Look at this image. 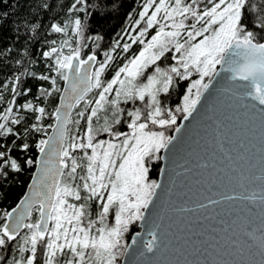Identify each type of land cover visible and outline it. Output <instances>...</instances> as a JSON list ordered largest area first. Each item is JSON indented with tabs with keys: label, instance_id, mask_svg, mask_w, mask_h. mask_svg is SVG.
<instances>
[{
	"label": "snow or ice",
	"instance_id": "obj_1",
	"mask_svg": "<svg viewBox=\"0 0 264 264\" xmlns=\"http://www.w3.org/2000/svg\"><path fill=\"white\" fill-rule=\"evenodd\" d=\"M77 5L86 7L87 0H76L72 9ZM85 7L79 11H85ZM141 21H144V26L130 37L131 44L141 45L139 51L127 58L107 80L102 76L113 59L111 54L106 53L105 59L99 62L94 52L83 59L79 40L76 47L67 40L63 41L62 46L69 48L68 54L56 47L44 52L45 57L54 55L51 71L55 76L39 77L51 80L52 84L50 89H41L42 95L50 96L53 91H59L57 77L65 82L62 97L77 104L85 100L93 89L98 94L94 100H85L90 106L86 142L79 136L66 135L64 125L69 122L68 113L58 107L52 113L59 122L56 134L37 141L36 148L41 156L35 161L31 158L25 161L28 165H40L41 172L39 176L34 174L36 183L30 186L32 193L11 211L2 213L0 248L17 241L19 252L31 254L12 259L8 264H34L39 247L43 248V264H58V257L62 264H120V258L131 248L125 242V234L138 221L145 231L143 235L137 232L133 240L140 246V256L146 257L147 264H207L206 260L189 261L186 255L183 259L179 257L189 247L199 251L197 246L202 244L219 253V248L225 245H218L214 237L204 241L192 240L191 236L176 237L182 243L173 249L177 253L174 259L161 260L157 256L153 260L150 255L163 253L172 243L171 240L166 241L168 233L162 227L163 216L152 213L161 192L167 191L171 195L172 189L150 179V170L154 165L158 166L157 162L165 161L160 171H169V154L180 150L178 145L188 128L185 122H190V118L199 129L194 144L199 145V140L205 139L223 149L225 142H238L242 149L235 161L243 163L232 165L241 192L227 195L213 192L209 187L207 194L201 193L205 202L197 207L209 209L223 201L255 200L257 192L252 185L256 181H260L259 199L264 205V0H144L139 19L133 27ZM73 23V32L82 35L81 20L77 18ZM51 28L58 33L65 31L57 24H52ZM150 29H154V34L145 39ZM131 44L124 43L123 51L128 52ZM169 52L175 63L167 68L160 67L157 61ZM96 63L98 67L94 66ZM194 74L196 78L191 79L181 102L175 108L166 107L162 94H170L176 78L188 80ZM19 79L17 76L12 80L13 97L0 112V121H3L0 122V137L10 134L19 137V133L9 126L17 125L23 119L14 110L15 98L19 95ZM219 81H223L224 86L217 89L214 82ZM7 86L3 85L4 88ZM136 101L142 102L143 107L127 111L129 131L114 130L115 125L122 123L124 109L121 103ZM0 102H3L2 93ZM19 107L36 114V123L30 126L31 131H45L39 123L46 114L45 108L36 107L31 102ZM101 111L106 113L104 124L94 129L93 118L98 117ZM109 111L111 123L107 115ZM79 116L84 117L85 112H80ZM178 116L182 119L178 120ZM28 131L25 129V134ZM101 132L107 133L110 139H97V133ZM65 140L69 142L65 144ZM253 140L259 143V176L252 172L254 165L248 162V146ZM20 149L27 151L29 144L22 143ZM76 149L84 150L81 160L86 161L83 165L85 174L79 177L82 183L64 184L62 187L59 178L67 167L66 160H71L68 175L73 180L77 169L82 166L72 155ZM10 152L11 149L7 153L0 151V176H7L6 167L13 171L21 170V164ZM228 158L231 162L230 155ZM179 159L182 163H176L175 167L188 173L192 171L189 165L200 157L193 148ZM194 166L207 168L209 165L199 163ZM81 189L86 195H81ZM246 192L249 194L244 195ZM214 196L220 199H214ZM68 197L84 202L69 203ZM89 201L98 205L95 218ZM33 208L39 212V218L35 223H25ZM174 211L188 209L177 208ZM248 227L249 223L242 222L241 231L258 245L259 254L264 257V227L259 236L255 229L245 231ZM22 228L28 231L21 237L19 232ZM225 243L237 250L242 247L239 239L228 238ZM213 264L231 262L217 260ZM260 264H264V259Z\"/></svg>",
	"mask_w": 264,
	"mask_h": 264
},
{
	"label": "trees",
	"instance_id": "obj_2",
	"mask_svg": "<svg viewBox=\"0 0 264 264\" xmlns=\"http://www.w3.org/2000/svg\"><path fill=\"white\" fill-rule=\"evenodd\" d=\"M259 2V0H257ZM76 0H0V93L3 94V102H0V112L8 105L12 99V80L19 76L17 85L14 110L23 117L17 125H11L16 135L0 137V151L8 152L21 164L20 171H13L5 168L7 176H0V223L3 222L2 213L12 209L23 195L27 183L32 175L35 163L28 165L25 161L29 158L36 160L38 149L36 142L45 139L50 127L54 122L52 113L56 108L58 96L62 88L63 81L58 77L56 87L59 91H53L52 95L45 96L41 94V89H50L51 80L40 79L42 76H55L51 71V65L54 61V55L45 57L44 52L50 48L59 46L66 40L71 31V26L75 19L79 18L83 26L81 39V57L85 58L88 54L95 53L98 62L105 59V54H111L113 59L103 73L104 80L110 79L118 67L126 61L127 58L137 53L141 47L139 43L131 44L128 52L123 51V44L129 43L126 35L129 34L130 26L137 19L141 7V0H87L86 7L77 5L72 9ZM85 7V11H79V8ZM57 24L65 29L63 32H55L51 25ZM119 42V45H117ZM169 53H166L160 61V66L171 63ZM190 80H179L176 78L170 94H162V102L166 107L175 108L181 102V97L185 94ZM7 84V88L3 85ZM95 89L87 93V97H95ZM82 100L76 104L67 123V136L73 134L81 135L87 128L86 113L80 117L82 112ZM31 102L36 107L45 108V115L39 122L44 126V132H34L30 126L36 123L35 115L30 110H25L20 105ZM123 108V107H122ZM124 109V108H123ZM121 116L122 123L114 126V130L126 132V122L128 120L127 112ZM106 113L99 115L98 120L92 124L94 129L103 126ZM111 123V112L107 113ZM182 116H178V120ZM80 123L77 124L76 121ZM3 122V121H0ZM25 129H29L25 134ZM24 142L29 144L27 151H22L20 145ZM69 141L65 140V144ZM72 155L77 158V162L82 166L77 169L76 178L71 179L74 185L81 184L79 177L85 174L83 167L85 160H81L82 150H73ZM67 167L61 177V183L67 178ZM2 163V161H0ZM150 170L149 178L157 180L160 161ZM91 204L93 213L97 207L94 202ZM38 218V211L33 210L29 223H34ZM138 230L137 222L130 226L126 233L125 242L127 243L131 234ZM28 230L24 229L19 236H23ZM30 252H19L17 241L9 242L5 247L0 248V264H8L12 259H18L21 256L30 255ZM43 248L39 247L34 264H43ZM121 259V258H120Z\"/></svg>",
	"mask_w": 264,
	"mask_h": 264
},
{
	"label": "water",
	"instance_id": "obj_3",
	"mask_svg": "<svg viewBox=\"0 0 264 264\" xmlns=\"http://www.w3.org/2000/svg\"><path fill=\"white\" fill-rule=\"evenodd\" d=\"M86 58L87 56L83 59ZM96 58L98 62L97 55ZM96 64L94 66H96ZM214 83H216L217 89L224 86L223 81ZM64 90L65 82L63 81L54 112L59 107L62 111L68 113L69 120L77 103L74 100L62 97L61 93ZM213 96H215V92L213 93ZM68 105H71V107L69 108ZM185 123L188 125V128L185 130L182 143L178 145V149L180 150L174 154H169V160L167 161L169 171L165 173L160 171V168L165 164V161H160L157 176V181L162 182L165 185V188L171 187V195H169L167 191H162L160 199L157 201V206L152 209L154 215L159 214L163 216V220L161 221L162 227L164 231L168 233L166 241L171 240L172 243L169 245V249L163 253L155 255L150 254L152 255V259L155 260L157 256H159V259L161 260L176 258L177 253L173 251V249H175L179 243H182V241H177L176 237L188 238L191 236L192 240L199 239L201 241L206 240L208 237H214L218 245H225L224 247L219 248V253L212 248H208L207 244H202L197 246L199 251H193V248L189 247L187 252L181 254L179 258L183 259L186 255L189 261L198 260L203 262L206 260L207 264H213V262L217 260H226L231 262V264H260L264 257H261L259 254L258 245H255L253 241L241 231L242 222L250 224V227L245 229V231L255 229L257 236L260 235V230L264 227V223H262L264 222V205H261L260 203V193L258 189L260 181H256L252 185L257 192V198L255 200L241 199L236 201H223L213 208L199 209L197 205L205 202L201 193L203 192L207 194V189L209 187L213 192L227 195L233 193L239 194L241 192L236 179L237 174L233 171L232 165L233 163H243L242 161H235L237 153L242 151V149L239 148L238 142L235 144L225 142L223 144V149L217 147L214 142H206L205 139H200L199 145L194 144L193 142L198 139L196 133L199 129L196 127V122L193 121L192 118H190V122ZM58 125L59 122L54 116V122L45 139H47L48 136L56 134ZM64 128L67 133V124L64 125ZM200 135L203 136V133L201 132ZM252 145L248 146V162L249 164L254 165L252 172L256 176H259L260 164L258 140H253ZM193 148L196 149L200 159L194 160L193 164L189 165V167L192 168V171L184 173L183 169L175 167V164L182 163V160L179 159V157L184 156L186 152L191 151ZM229 155L232 158L231 162L228 158ZM40 156L41 153L38 151L36 158ZM173 161H175V163ZM199 163H207L209 166L207 168L194 166ZM245 167H247V165H245ZM40 172L41 166L35 164L25 191L16 205L25 200L26 195L32 193L33 189L30 186L36 183L34 180V174L39 176ZM177 172H180L181 175L177 176ZM61 177L59 178L60 180ZM49 183H51V181H49ZM248 194L249 193L247 192L244 193V195ZM213 198L220 199L219 196H214ZM16 205L13 208H15ZM177 208H185L188 209V211H174V209ZM34 209L35 208H33V210ZM30 217L31 216L27 217L24 222L27 223ZM137 227L138 230L131 234L127 242L131 245V248L124 257H121L120 264H147L146 257L140 256V246L133 240V237H135L137 232H141L143 235V232L145 231L139 221L137 222ZM23 230V228L20 229L19 235ZM192 233L203 234L192 235ZM228 238L239 239L242 242V247L237 250L236 248L227 246L225 241ZM206 248L207 251L204 250Z\"/></svg>",
	"mask_w": 264,
	"mask_h": 264
},
{
	"label": "rangeland",
	"instance_id": "obj_4",
	"mask_svg": "<svg viewBox=\"0 0 264 264\" xmlns=\"http://www.w3.org/2000/svg\"><path fill=\"white\" fill-rule=\"evenodd\" d=\"M143 3H144V0H141V7H140V11H141V9H142V6H143ZM139 11V12H140ZM150 12H151V9L149 10ZM137 19H139V13H138V16H137ZM136 19V20H137ZM75 21V20H74ZM134 24H135V22H134ZM133 24V25H134ZM133 25H131L130 26V30H129V34H127L126 35V39H128L129 40V44H131V35H135V33L139 30V28L140 27H143L144 26V21H141V23L139 24V25H135V28L133 27ZM73 27H74V23L72 24V26H71V31H70V33H69V35L66 37V40L67 41H69V44L72 46V47H76L77 46V41L79 40V43H80V45H81V39H82V35H80V36H78L76 33H74L73 32ZM151 34H154V29H150L149 30V35H147L146 37H145V39H149L150 38V35ZM63 44V43H62ZM62 44L59 46V48L58 49H60L61 51H63V53L64 54H68V51H69V48L68 47H63L62 46ZM169 56L171 57V60H172V53L171 52H169ZM158 62V61H157ZM173 63H175V61H171V63H169V64H167V65H165V66H160V67H162V68H167L169 65H171V64H173ZM96 67H98V63L96 64ZM194 78H196V76H195V74L193 75V77H191V78H189V80H190V82H191V79H194ZM190 82H189V84H190ZM95 97L97 96V94H98V91L97 90H95ZM94 97V98H95ZM94 98L93 97H87V98H85V100H94ZM85 100L83 101V105H82V112H85L86 114L90 111V106L88 105V104H86L85 103ZM121 107H123L126 111L125 112H127L128 110H131V109H133V108H135V107H143V103L142 102H140V101H136L135 103H133V102H128V103H121ZM104 111H101L99 114H98V117H95V118H93V123L92 124H94L97 120H98V118H99V115L101 114V113H103ZM128 121V120H127ZM86 123H87V126H88V121H87V115H86ZM93 126V125H92ZM126 126H127V122H126ZM151 127V126H150ZM94 128V127H93ZM127 131H129L128 130V128L126 129V132ZM85 133H86V130L81 134V135H77V136H79L81 139H84V142H86V137H85ZM72 136H76V134H73L72 133ZM96 138L97 139H104V140H108V139H110V137L108 136V134L107 133H97V135H96ZM77 142H79V140L77 141ZM83 151L84 150H82V155H83ZM88 152H89V154H91V150L89 149L88 150ZM70 168H71V162L70 163H68V170H67V178L65 179V181H63L62 183H61V186L63 187V185L64 184H72V185H74L73 183H72V181H71V177H69V175H68V172H69V170H70ZM81 195L82 196H84V195H86L84 192H83V190L81 189ZM68 201H69V203H74V204H79V203H82V202H84V201H76L73 197H68ZM89 202H94L95 203V205L97 206L96 208H95V210H94V212L92 213V216H93V218H95V212H96V210L98 209V205H97V203L95 202V201H89ZM88 202V203H89ZM38 219V218H37ZM36 222V221H35ZM34 222V223H35ZM27 223H29V222H27ZM130 228V227H129ZM125 236H126V234H125ZM125 239V238H124ZM58 264H62V259L60 258V257H58Z\"/></svg>",
	"mask_w": 264,
	"mask_h": 264
}]
</instances>
